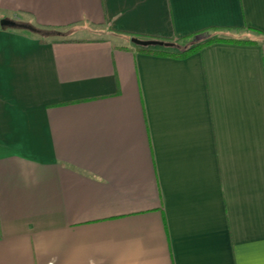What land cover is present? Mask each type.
<instances>
[{"label": "crops", "instance_id": "obj_1", "mask_svg": "<svg viewBox=\"0 0 264 264\" xmlns=\"http://www.w3.org/2000/svg\"><path fill=\"white\" fill-rule=\"evenodd\" d=\"M5 18L61 35L0 26V264H264V0H0ZM214 31L257 43H132Z\"/></svg>", "mask_w": 264, "mask_h": 264}, {"label": "trees", "instance_id": "obj_2", "mask_svg": "<svg viewBox=\"0 0 264 264\" xmlns=\"http://www.w3.org/2000/svg\"><path fill=\"white\" fill-rule=\"evenodd\" d=\"M38 34H41L43 37H49L52 36L53 34L55 35H61L58 32H53L52 30H48V29H41V28H36ZM254 33H256L255 30H250ZM191 38H188L187 40H189ZM164 42H168L172 44V47L170 48H166L167 50H169L168 52H159V55H164V56H173L176 58H188L189 56L199 53L201 52L205 47L207 46H212L213 44L216 43H246V44H255L257 43L256 40H252V39H223V38H211V39H207L205 41H202L199 44H194L192 46H186L182 47V45H180L179 43H176L174 41H164Z\"/></svg>", "mask_w": 264, "mask_h": 264}, {"label": "water", "instance_id": "obj_3", "mask_svg": "<svg viewBox=\"0 0 264 264\" xmlns=\"http://www.w3.org/2000/svg\"><path fill=\"white\" fill-rule=\"evenodd\" d=\"M0 26L3 28L23 29V30H27L33 33L37 32V29H35V27L31 25L29 26L28 24L18 23L14 20L6 19V18L0 21ZM132 43L142 48L155 47V46L165 47V48L172 47L171 43L160 41V40H142L138 38H133Z\"/></svg>", "mask_w": 264, "mask_h": 264}, {"label": "rangeland", "instance_id": "obj_4", "mask_svg": "<svg viewBox=\"0 0 264 264\" xmlns=\"http://www.w3.org/2000/svg\"><path fill=\"white\" fill-rule=\"evenodd\" d=\"M16 29V28H15ZM18 29V28H17ZM50 37V36H49ZM223 38V39H251L252 35L250 33H240L239 31H214V32H209L206 34H202L201 36L197 37V38H192L189 40H185L182 42H176L179 43L180 45H182V47L186 46H192L194 44H199L202 41H205L207 39H211V38ZM148 48H154V49H162L164 47H159V46H155V47H148Z\"/></svg>", "mask_w": 264, "mask_h": 264}]
</instances>
